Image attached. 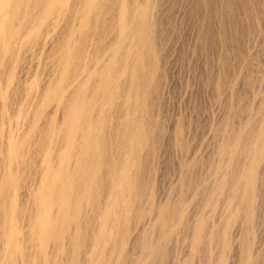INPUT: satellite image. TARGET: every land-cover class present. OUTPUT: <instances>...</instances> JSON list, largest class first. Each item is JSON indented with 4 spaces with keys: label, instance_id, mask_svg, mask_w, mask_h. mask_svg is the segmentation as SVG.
I'll use <instances>...</instances> for the list:
<instances>
[{
    "label": "rangeland",
    "instance_id": "374dc122",
    "mask_svg": "<svg viewBox=\"0 0 264 264\" xmlns=\"http://www.w3.org/2000/svg\"><path fill=\"white\" fill-rule=\"evenodd\" d=\"M15 1L16 0H10L11 5L8 8L10 12L3 13V11H1L3 8L2 7L3 2L2 0H0V3H1L0 4V172L2 171L0 176L3 175V173L5 172L4 175L7 176L8 178L10 177L11 180L15 178L17 179L23 178L22 179L23 181L19 180L21 181L20 182L21 185L19 184L20 186L18 187L17 193H19L18 195L19 198L18 197L16 198V202L19 203V199H20L21 204L24 203L22 206H24V208L26 209L28 208L27 204L29 205V201L27 203V200L28 198H30V194H31V193L28 194V192L29 190L30 192L36 191L35 185H37V182L39 181V178L42 172V167L46 164L48 160L51 159V156L54 154V150H53L54 147L50 149L49 144L47 143V141H45L46 137L44 135H46L45 131H47L50 125L52 126V123L53 125H55L54 123L56 121L55 117L59 116V112L54 110L55 107H54V103L52 104V102L49 103V105H48V102H45L44 107L42 108L43 104L40 103L41 102L40 98L42 97L43 93L45 92L47 88H48V92L50 93L54 87L53 85L55 83L54 81L56 77L55 75H57L55 73L56 67H57L55 65L56 64L55 58L57 54L60 52V50H63L64 52L66 50H69V53L74 52L76 54V56L73 55V58H71L69 61V65H68L69 69L67 68V72H66L67 75L70 74L68 75L69 84L64 89V92L68 91L69 88L71 90L69 89L70 91L68 92H71L72 89H74L73 87L76 86L75 83H77V81L78 83L79 81L82 82L87 79V77L90 75L89 73L93 75L95 72H97V71H94V72L92 71L94 67L97 68L98 66L99 68V66H101L103 63L108 62L107 65L109 66L107 68L109 72L108 73L109 81L106 83V86L103 89L105 103L101 106V112L99 114L100 115L99 123L102 127V131L105 129L111 130V124L113 126L114 125L124 126L130 123L131 121L130 118L132 119V117H134V118H137L139 123L142 122L140 124L141 125L143 124L142 125L144 127L143 130L144 132H146L145 137L146 136L148 137L147 144L145 145L146 151L143 150V152H140L139 157L137 158L136 161H134L136 162L135 165L137 168V175L136 177H134L136 183L132 189L134 193L133 196L129 199L123 198V200H121L117 193H114V195L111 193L112 195L111 197L110 192H108L109 188H103L105 187L103 184L101 185L102 187L99 188L98 192L95 193L96 195L93 198L94 200L92 199V202L99 203L100 205H102L104 202H108V209H106L104 213L105 217L109 215L113 218L121 219V222L123 220V222L126 223L127 227H131V229L128 228L126 240H123V242L122 240H116V241H119V243L115 241L116 243L114 244L113 250L115 249L116 244H117L116 249L119 246L121 247V249L119 247V249L112 251V253L115 252L116 256L115 257L113 256V258L110 256L109 260H107L108 263L104 260L105 258H107L106 256L107 254L105 255L106 257L104 256V253H106L105 251H107V249L109 248L107 247L108 246L107 245L106 247L96 248V246H94V248L92 249L87 248L88 251L85 250V252L82 253L81 257H80L81 253L74 255L75 262L73 261L71 263H66V264H75V263L78 264V262L80 264H86L89 260V257H91L90 258L91 261L88 262L87 264H98V262L99 264H113V263L117 264L118 262L120 264L122 263L125 264L126 262L127 264L128 262L129 264L130 263L135 264V261H138L140 256H143L141 260L142 262L140 261L141 264H147L146 263L147 261H148V264H248V263L249 264H264V190L262 191V189H264L263 188L264 187V179H263L264 178V153H263V156L260 158V160L257 162V167H258L257 168V174H258L257 178H259V182L257 186L259 187L262 186V187L260 188L261 191L259 190V193L257 195V202H256L257 206H258V203H260L261 205L263 204V207L259 204L260 206L258 207L259 210H257V214H256L257 216H255V219L253 218V220L255 221H253L252 219L251 221L249 218H247V216L244 213V208L242 209L244 198L246 197L244 195L245 193H243V190L241 189L242 191L241 192L239 191V194H236V190H235L236 188L235 186H232L234 185V182L238 179L237 174L242 169V166L244 168V166L246 167V165L249 163V159L245 158L244 156L245 154L244 149H246L245 147H247V144H246L247 142H246V139H244V137L245 136L248 137L252 135V133H256L257 131L258 132L264 131V129H262L264 128L262 127V124L264 126V123H263L264 122L263 121L264 120V110L258 108L259 107L258 103H260V100L262 99L261 95L263 96V93H264L263 91L264 84H261V81H260L261 77H264V0H257V1L256 0H231V2L230 0L226 1V8H227V15H228V28L226 30V34L228 35H226L225 38L222 37L221 39H219L220 36L219 35L217 36V33L213 29L216 34L212 32L213 30L211 31L212 35L210 33L209 34L211 35V37H214V38H210V35L208 34L207 36H205V39L204 37H198L197 41L195 39L196 38L195 32H193L192 29L197 28V24L195 23L198 22L199 24L200 20H198V18L200 19L201 14L203 15L206 14L204 10L205 8L208 10L209 5H211L209 6V11L210 10L212 11L213 9L212 12H214L212 14H211V11L207 12L208 14L210 13L208 17H212V19L211 18L209 19L213 21L215 17L217 18L218 14L216 13L219 10L217 8L218 6L216 2L217 0H197V2H195L196 0L195 1L193 0V3L195 2L196 7L193 6L194 7L192 8L193 12L191 11L190 13L191 16H188L189 19L186 18L184 22H182V18H181L182 0H151L152 2H150V0L149 1L148 0H134V1L128 0L130 4H128L129 6L127 7L125 5L128 3L127 0H119V1L118 0H104V1L103 0H56V2L54 0H43L44 2L46 1L47 4L44 2L43 4L41 3L35 4L33 0H30V1L29 0H17L16 2ZM137 1L138 3L141 1V3L138 4ZM198 1H199V4H198ZM119 2H122V4H124L125 9L128 8V10H126L127 12H129V9L133 8L134 10L135 8L134 10L135 20L133 19L134 20L133 21L134 30L132 31V33H130L131 35L129 34L127 30L124 32L125 35L122 36V38L123 40L127 39V40H124V42L121 38L117 45L107 46L106 44H111L110 41H112V38L113 39L116 38L115 34H117L118 29H117V26L115 27V25L118 20L117 17L119 15L117 12H119L120 7H121L119 5L121 3ZM235 2L237 5L235 4ZM50 4H52L53 6L52 8L50 7L51 6ZM99 4L102 6H100ZM213 4H215L216 7ZM41 5H43L44 7ZM130 5L133 7H130ZM105 6L107 7V9ZM148 6H151V7H148ZM101 8L103 10H101ZM40 9L41 10L43 9V10L40 11ZM142 9H145V10L142 11ZM146 9L151 11V13L155 11L154 13H152V15L155 14V16L153 15L154 17L152 18L153 23L152 22L150 23L152 15L148 16ZM47 10L49 13L46 14ZM108 10L109 12H107ZM100 11H102V15ZM87 12H90V13H87ZM38 13L42 16L38 15ZM93 13H95V15ZM92 14L95 16V18H93ZM140 14L142 15V18H140L141 17ZM144 14L145 15L147 14L146 16H148V18ZM4 15L5 17L3 18ZM248 15H250L249 17L251 20L248 19L249 18ZM112 17L114 19H112ZM5 18L7 21L4 20ZM233 18L235 20H232ZM90 20H91V23L89 22ZM144 20H146L147 23ZM5 23H8V24H5ZM145 23L149 25L146 26ZM141 24H142V27H144V24L146 27V28L144 27L145 29L143 28V31H141L142 29H140ZM88 25L89 27L91 25V27L89 28ZM2 26L3 27L5 26V28H3ZM86 27L89 28L88 32H87L88 29L86 30ZM97 28H99V31ZM147 28L148 30H146ZM83 31H86L87 35L84 34L86 32L83 33ZM144 32H148L149 34L144 33ZM81 33H83V35H80ZM95 33H97V35ZM143 33H144V36H143ZM133 34H134V37H132ZM75 37L76 39H79V40H76ZM206 37H208L209 39ZM199 38L204 39V40L200 41ZM214 39L218 42L215 43L216 41ZM69 40L70 41L72 40V42H70ZM77 41H78V44H77ZM125 41H127L126 44H125ZM136 41L138 43H136ZM204 41L206 42L204 43ZM60 42L61 43L63 42L62 43L63 46L62 45L59 46L61 44ZM194 42H196L197 45L194 46L195 44ZM73 43L75 46L74 49L72 48ZM222 44H223L222 46L223 49H221ZM109 46H112V47L109 48ZM54 48L56 49L58 48L57 52H56V49L55 51L53 50ZM75 48L78 49V51L82 54L80 55V53H78V51ZM80 50H82V52ZM123 52L126 54L125 55L126 58H128L126 59L125 64H124L125 62L124 59L121 57ZM221 52L223 54H221ZM51 53L54 55H52ZM219 54H221L222 57H220L221 55ZM83 55L85 57H83ZM103 56H106L104 58L105 59L104 62L102 61ZM115 57L119 58L117 59L116 62H115L116 60ZM134 57L137 58L136 59L137 61L134 59ZM222 58L224 61H222ZM224 58L227 60V63H225ZM53 60H55L54 64H53ZM100 61H101V64L98 63ZM135 61H136L135 64L137 65V67L134 63H132ZM51 62L53 65L51 64ZM74 63L75 64L78 63L79 65L77 64L75 66ZM151 63L152 65H150ZM71 64L73 67H70ZM80 64H81V67L79 68ZM218 64L220 65L218 66ZM225 64H226V68L224 70ZM132 65H133L134 72H132L133 71V69L131 68ZM76 67L79 69V72H77L78 69ZM87 68H89V70ZM219 68L221 71L223 69L222 73L221 71L219 72ZM139 69L142 71H139ZM148 69H149V72L151 73L149 77H148L149 75ZM87 70L91 72L88 73ZM225 71H227L226 74H224ZM74 72L77 73V75H75ZM157 72L158 74H156ZM139 73L142 74L141 77ZM82 74L84 75L81 76ZM152 74H154V76ZM71 76L74 78V80L71 79L72 78ZM79 77H82L81 80ZM126 77L128 79H126ZM151 79L153 80L151 81ZM51 80H53L51 84L52 86L50 85ZM135 80H137L138 84L137 83L135 84L136 82ZM142 80H143V87L139 85ZM146 80L148 83L150 80L151 84L150 85L147 84ZM73 82L75 83L73 84ZM125 84H126L125 86L126 89L124 90L123 85ZM39 85L41 87L43 86L44 87L41 88ZM49 85H50V88H49ZM136 87L139 90L135 89ZM37 90L38 92L40 91V93H37ZM126 90L128 91V93ZM122 91L124 92L123 94H122ZM143 92L145 94H143ZM137 93L138 95L140 93V95L138 96ZM35 94H37L36 97L38 96V94H40L39 98L38 97L35 98ZM134 97L136 98L134 100L136 102L133 101ZM33 98L35 100L38 99L37 103L36 101L33 100ZM28 99H30V101H28ZM25 101L26 102L28 101L27 102L28 106H27V103H25ZM32 102H34V105H36L37 107L39 106V108H36V106L34 107L32 105L33 104ZM30 103L32 106L30 105ZM124 103H125V106L122 105ZM116 104L119 105L120 107H117ZM252 104L253 105L255 104V105L253 106ZM48 106L49 107L52 106V107L49 108ZM113 107L115 108L114 110H112ZM31 108L33 111L30 110ZM35 108L39 110V113L36 117L34 128L39 130L38 127H40L41 132L44 130L42 134L40 131L37 134L34 133V132H38L34 128L32 129L33 133H30L31 129L28 126H26L28 125V122L30 121L32 115H34ZM133 109L135 112L137 110V112L135 113L134 111H132ZM122 111L123 113L120 115L119 113H121ZM128 111H129V114H128ZM110 112H112V114ZM43 113L45 115V116L43 115L45 118L42 117ZM57 113L58 115L56 116ZM116 113H117V119H116ZM249 113L250 114L252 113V114L249 115ZM111 115L113 116V118L115 117L114 118L115 120L112 118ZM26 116H28V118ZM39 116L42 118H40ZM260 118H261V121H260ZM25 119L27 120V122L25 121ZM59 119L60 117L57 118L56 123H58ZM111 120L113 121L112 123L110 122ZM245 120H248V121H245ZM114 121H116L117 124H115ZM24 122H26L27 124L26 123L23 124ZM252 122L253 124L251 125ZM256 122H257V126L255 125ZM44 124H45V128L42 129V126H44ZM250 125H251V129H249ZM46 127L48 128L46 129ZM242 127L244 128V130H248V129L249 130L241 133V130L243 129ZM233 129L236 130L234 131V133H233ZM19 132H20V135H18ZM246 132L249 134H247ZM21 133L23 134V138L25 137L26 140L29 137L27 140L28 143L26 141V145H25V142L21 143L18 140L22 137ZM155 133L156 134L158 133L159 135L158 134L156 135ZM147 134L148 135L151 134V135L148 136ZM238 134L239 135L241 134V136H239ZM152 136L154 137V139L158 136V138L156 139L157 141L154 139L153 141ZM41 139L43 140V142L41 141ZM150 139L153 142L150 141ZM16 140L18 141L16 142ZM33 140L34 141L36 140L35 142L38 141V143L42 142V145H41L42 149L39 148L40 144L35 143ZM32 141L34 142L33 144H32ZM154 142L158 144L154 145ZM29 143H30V146H29ZM37 147L38 149H40L42 154L40 152H37L38 151ZM31 149H33L34 154H37V155H34ZM4 150H6V152ZM21 150H23L24 152ZM29 150L31 151L29 152ZM34 150H36V152ZM42 150H44V152ZM12 152L14 154L13 156H11ZM19 152L21 154H19ZM3 154H4V157H3ZM41 155H42V159H41ZM153 155H155V157ZM25 156H26V159H25ZM28 156H32V157L28 158ZM122 157H124V155ZM230 157L231 159H229ZM139 158L141 159L142 162L140 161ZM30 159L32 161L29 163ZM153 159L155 160L153 161ZM157 159L161 162V164L160 162H157ZM126 160L127 161L125 160L124 161L126 163V169L129 170L127 176L130 174L128 176V180H130L131 171L129 168H131V163L133 161H131V159L129 158ZM144 160L146 161V163H143ZM12 161L14 162L13 169H12V166H13ZM128 161L131 162L130 165L128 164L129 163ZM148 161H150V163ZM246 161L248 162L247 164H246ZM140 163H141V166H140ZM17 164H18V167H17ZM19 164H21L22 166H20ZM28 164H30V166ZM143 164L144 165L146 164L148 167L151 166L150 167L151 170L150 169L148 170V167L144 166ZM152 164H154L153 167H152ZM155 164L161 167L157 168ZM19 166L22 167L21 168L22 170L19 169ZM142 167L143 168L145 167L144 168L145 170L142 169ZM8 168H10V170ZM17 169L19 170V174L17 172L18 171ZM142 170L143 172H141ZM155 173H156V176H154ZM151 174L153 177L151 176ZM229 174L231 177H229ZM154 177L155 179H157L156 182H155ZM138 179H140V181ZM260 180L263 182V184L261 183ZM221 182L222 183L226 182L223 187H222ZM152 184H154L152 186L153 188L151 187ZM230 185L234 188H232ZM134 189L137 191H135ZM102 190L105 192L104 194L107 196H105L104 194H101L103 193ZM3 191L5 190H1L0 193L2 192L6 194ZM20 191H22L21 194L23 193L25 194L26 202L23 199L24 194L21 195ZM152 191L155 192V193L153 192L154 195ZM157 191H159V193ZM2 193L0 194V197H4V194ZM155 196L157 198H154ZM159 197L161 198V200H158L160 199ZM100 198H102L103 200ZM153 198H154V201H153ZM259 198L261 199L259 200ZM9 199L12 200L13 197H10ZM118 199L120 200L118 201ZM108 200L109 201L113 200L111 201V204L113 205V207ZM158 201H160V203ZM6 202L3 201V204H1V206L2 205L4 206ZM149 202H151V204ZM161 202L162 203L168 202V203H165L164 205H162ZM122 203L124 205H122ZM121 205L123 206L124 213H122ZM166 206L168 207L166 208ZM157 208L163 211V213L162 212L160 213L161 215H159L158 212L156 213V211L158 210ZM125 210L127 213L125 212ZM170 210L172 214L171 212H169ZM174 211H177L175 212L176 214L174 213ZM215 213H218V214H215ZM98 214L96 215V217L94 216L92 219L91 217L87 218L88 223L86 222L85 227L90 229L91 225L94 223L91 229L93 231L91 230L88 231V230H83V229L80 230L78 234L80 240L84 241L86 238L85 236L88 234V232L91 233L90 235L89 234L87 235V237L89 238L92 236L95 237L97 235L98 237L97 238L95 237V238L98 239L99 237L101 238L102 236L105 235V231H103V227H102V221L105 217H104V214H102V212H99ZM162 214L164 216H162ZM173 214L175 215L173 216ZM115 215L117 217H115ZM96 218H99V219L101 218V220L96 219ZM88 219H91V220L94 219V221L91 222L92 224H90L91 220H88ZM18 224L19 222H17V225H14L15 231L17 229L15 228V226L18 227ZM156 226H157L156 232L154 233L153 231V235L155 234L153 236L154 240L158 236L159 237L156 239V241H159L160 238L161 239L163 238V239L158 242L159 244L157 243V246H158L156 249L157 251L153 252V254H150V256L148 254L146 256L144 252L145 248H144V245L142 244H144L147 240L150 239V232L152 229L155 230ZM81 231L82 233H80ZM102 232H104V235H102ZM145 232H147L148 234H146ZM19 234L20 233L18 231V237H19ZM145 234L147 235L148 238L146 237ZM130 236L132 237L130 238ZM145 237L147 239H145ZM254 237L257 239H255ZM128 238L130 239L128 240ZM250 239H252V241ZM24 240L25 239L22 240L23 243H18L20 244L19 246H22V247L18 246L19 248L17 247V250L15 249L17 251L16 256H17V253L18 254L21 253V256L26 255L25 259L27 258L26 261L28 260V262L24 261L25 263L23 262L22 264H26V263L27 264L28 263L29 264L30 263L49 264L48 260H50L49 261L50 264H54V262H56V264L57 263L60 264L62 261L63 263L61 264H65L64 258L66 256L64 253H66L67 251H64V253L63 251L62 253L60 252V250H65L63 249L64 247L57 248L56 246H54L53 250L55 251H53L52 250L53 247L47 246L43 256L40 255L44 262V263H41L42 261L41 257L38 256L39 254L35 252L34 247L32 248L34 250H32L31 245L29 244L30 242L27 243L28 242L27 241L25 243L26 240L25 241ZM249 240H250L249 244L252 246L251 248L252 250L248 254L247 244ZM128 241H129V244L127 246L126 243H128ZM161 241H164V242L162 243ZM2 242L3 241L1 240L0 241V245H1L0 252H2V250L4 251L5 248L6 249L8 248V250L11 249L10 246L8 247V245ZM225 243L226 245H224ZM21 244H25V247H23L24 245H21ZM160 244L161 246H164L162 244H165V246L162 247L161 249ZM253 244L254 245L256 244V245L254 246ZM26 245L28 246L30 245V247L28 246L26 247ZM21 248L24 249L25 253ZM25 248L26 249L29 248V250L27 251L28 252L33 251V253L31 252L28 253L25 250ZM125 248H127V252H129L128 253L129 255L127 254V252L126 253L123 252ZM164 248H166L167 251ZM20 249L22 250V252H19ZM171 249L172 251H170ZM243 249H244V252H243ZM102 250L104 252L103 254H101ZM89 251H91V253ZM117 251L119 252L117 253ZM26 252L28 254H26ZM161 252L163 253L165 252V253L162 254ZM68 253L69 252H67V255H69ZM122 253L123 254L125 253L126 257L129 256L127 257V259L129 258V260L125 259L124 258L125 256L123 257ZM29 254H33V257L28 256ZM155 254L158 256H156ZM165 254L167 255V257L165 256ZM223 254H225V256H223ZM160 255L163 258L162 261H161ZM23 256H22L23 258L22 261L25 260ZM61 256H63L64 258ZM221 256L223 259L221 258ZM30 257L31 259L33 258V260H31ZM78 257L79 259H77ZM99 257L101 258V261ZM117 257H118V260H116ZM56 258L57 260L55 261ZM80 258L81 259L83 258L84 260L83 259L81 260ZM123 259H125L126 262H124ZM29 260L33 262H30ZM51 260L52 261L54 260L53 263ZM79 260H81V262ZM86 260L87 262L85 263ZM102 260H104L105 262L102 263ZM111 260L113 261V263ZM3 261L4 260L2 259L0 260V262H3ZM120 261H122V263Z\"/></svg>",
    "mask_w": 264,
    "mask_h": 264
},
{
    "label": "bare ground",
    "instance_id": "6f19581e",
    "mask_svg": "<svg viewBox=\"0 0 264 264\" xmlns=\"http://www.w3.org/2000/svg\"><path fill=\"white\" fill-rule=\"evenodd\" d=\"M17 1V0H16ZM15 1V2H16ZM30 1V0H29ZM55 2H56V0H54ZM104 1V0H103ZM119 1V0H118ZM134 1V0H133ZM149 1V0H148ZM195 1V0H194ZM226 1H228V0H217L216 2H217V8L219 9L218 10V12L216 13V14H218V16H217V18L215 17L214 18V20L212 21L211 19H212V17H208V15L210 14H208L207 12L209 11V6H211V5H207L208 6V10L205 8V10H204V12H206V14L205 15H203V14H201V17H200V19L198 18V20H200L199 21V24H198V22L197 23H195V24H197V28L196 29H192L193 30V32H195V36H196V41H197V38L198 37H204V39H205V36H207L209 33L212 35V32H214V30H215V32L217 33V36L219 35L220 36V38L219 39H221L222 37H224L225 38V36L226 35H228V34H226V30H227V28H228V15H227V8H226ZM257 1V0H256ZM2 4H3V8H2V10L1 11H3V13H9L10 12V10L8 9L9 7H10V5H11V3H10V0H2ZM33 2L36 4V3H41V4H43V0H33ZM64 2V1H63ZM63 2H62V4H63ZM112 2V1H111ZM117 2V1H116ZM115 2V3H116ZM127 2H128V0H127ZM131 2V1H130ZM150 2H152L151 0H150ZM195 2H197V0L195 1ZM195 2L193 3V0H182V10H181V13H182V15H181V18H182V22H184V20H186V18L187 19H189L188 18V16H191L190 15V13H191V11L193 10L192 8H194L193 6H195ZM207 2V1H206ZM213 2V1H212ZM215 2V1H214ZM230 2H231V0H230ZM237 2V1H236ZM236 2H235V4H236ZM247 2V1H246ZM44 3H46V1L44 2ZM92 3V2H91ZM96 3V2H95ZM103 3V2H102ZM119 3H121V4H119ZM118 4L121 6L120 7V10H119V12H117L119 15H118V20H117V22H116V25H115V27L117 26V34H115V36H116V38H112V41H110V43L111 44H106L107 46L108 45H117L118 44V42L120 41V39L122 38V36H124L125 35V31L127 30L128 32H129V34L130 33H132V31L134 30L133 28V21L135 20V18H134V15H135V8H134V10H133V8L132 9H129V12H127L126 10H128V8L127 9H125L124 8V4H122V2H119ZM133 3V2H132ZM137 3H138V1H137ZM139 3H141V1L139 2ZM138 3V4H139ZM149 3V2H148ZM209 3V2H208ZM211 3V2H210ZM249 3V2H248ZM247 3V4H248ZM1 4V3H0ZM16 4V3H15ZM14 4V5H15ZM47 4V3H46ZM107 4V3H106ZM128 4H130L129 2L127 3V4H125L126 5V7L127 6H129ZM138 4H137V6H138ZM197 4V3H196ZM198 4H199V1H198ZM216 4V3H215ZM215 4H213L214 6H215ZM254 4V3H253ZM51 5V6H50ZM49 6L52 8L53 6H52V4H50ZM88 5V4H87ZM94 5H96V4H94ZM100 5V4H99ZM136 5V4H135ZM140 5H142V4H140ZM148 5H150V4H148ZM213 5H212V7H213ZM237 5V4H236ZM240 5H242V4H240ZM263 5V4H262ZM41 6H43V5H41ZM75 6V5H74ZM91 6V5H90ZM100 6H102V5H100ZM145 6V5H144ZM147 6V5H146ZM152 6V5H151ZM151 6H148V7H151ZM235 6V5H234ZM44 7V6H43ZM96 7V6H95ZM99 7V6H98ZM106 7V6H105ZM130 7H133V6H131L130 5ZM154 7V6H153ZM196 7V6H195ZM216 7V6H215ZM237 7V6H236ZM57 8V7H56ZM55 8V9H56ZM70 8H71V6H70ZM103 8V7H102ZM101 8V10H103ZM146 8V7H145ZM155 8V7H154ZM239 8V7H238ZM244 8V7H243ZM44 9V8H43ZM42 9V10H43ZM96 9V8H95ZM98 9V8H97ZM106 9H107V7H106ZM150 9V8H149ZM201 9H202V7H201ZM212 9V8H211ZM233 9V8H232ZM41 9H40V11H42ZM49 10V9H48ZM48 10L46 11V14L47 13H49L48 12ZM54 10V9H53ZM94 10V9H93ZM143 10H145V9H142V11ZM147 10V9H146ZM216 10V9H215ZM238 10V9H237ZM242 10V9H241ZM58 11H60V10H58ZM65 11V10H64ZM95 11V10H94ZM97 11V10H96ZM149 10H147L146 12H147V14H148V16H151L152 15V13H154V12H152L151 13V11H149ZM153 11V10H152ZM203 11V10H202ZM211 11V10H210ZM209 11V12H210ZM212 11H213V9H212ZM211 11V14L212 13H214V12H212ZM54 12V11H53ZM99 12V11H98ZM98 12H97V14H98ZM101 12V15H102V11H100ZM107 12H109V10L107 11ZM145 12V11H144ZM193 12V11H192ZM232 12V11H231ZM237 12V11H236ZM245 12V11H244ZM41 13V12H40ZM51 13V12H50ZM60 13V12H59ZM85 13H86V11H85ZM85 13H83V14H85ZM87 13H90V12H87ZM115 13V12H114ZM140 13V12H139ZM143 13V12H142ZM243 13V12H242ZM241 13V14H242ZM252 13V12H251ZM261 13V12H260ZM43 14H44V12H43ZM72 14V13H71ZM94 15H95V13H93ZM92 14V16H93V18H95V16ZM146 14V15H147ZM193 14V13H192ZM232 14V13H231ZM239 14V13H238ZM237 14V15H238ZM246 14V13H245ZM263 14V13H262ZM5 15H7V14H5ZM5 15L3 16V18L5 17ZM12 15V14H11ZM38 15H40L39 13H38ZM100 15V14H99ZM114 15V14H113ZM141 15V14H140ZM145 15V14H144ZM145 15V16H146ZM154 16H155V14H153ZM152 15V17H151V21H150V23L152 22V18L154 17ZM203 15V16H202ZM234 15H235V13H234ZM40 16H42V15H40ZM84 16V15H83ZM90 16V15H89ZM91 16V17H92ZM137 16H138V14H137ZM136 16V17H137ZM148 16H146L147 18H148ZM193 16V15H192ZM211 16V15H210ZM214 16V15H213ZM247 16V15H246ZM250 15H248V17H249ZM53 17V16H52ZM114 17V16H113ZM112 17V19H114ZM144 17V16H143ZM196 17V16H195ZM230 17V16H229ZM252 17V16H251ZM13 18V17H12ZM42 18V17H41ZM44 18V17H43ZM79 18V17H78ZM83 18V17H82ZM140 18H142V15H141V17ZM209 18H211V19H209ZM258 18H260V17H258ZM263 18V17H262ZM9 19V18H8ZM50 19H52V18H50ZM88 19V18H87ZM116 19V18H115ZM134 19V20H133ZM146 19V18H145ZM156 19H157V17H156ZM159 19V18H158ZM237 19V18H236ZM248 19H250V17L248 18ZM3 20V19H2ZM4 20H6V18L4 19ZM59 20V19H58ZM64 20V19H63ZM96 20V19H95ZM141 20H143V19H141ZM153 20H155V19H153ZM197 20V19H196ZM211 20V21H210ZM232 20H235L234 18L232 19ZM251 20V19H250ZM261 20V19H260ZM7 21V20H6ZM5 21V22H6ZM49 21V20H48ZM75 21H76V19H75ZM103 21V20H102ZM116 21V20H115ZM145 22H146V20H144ZM263 21V20H262ZM64 22V21H63ZM84 22V21H83ZM90 23H91V20L89 21ZM143 22V21H142ZM149 22V21H148ZM158 22V21H157ZM230 22V21H229ZM240 22V21H239ZM4 23V22H3ZM96 23V22H95ZM100 23V22H99ZM113 23H114V21H113ZM147 23V22H146ZM145 23V24H146ZM153 23V22H152ZM233 23V22H232ZM5 24H8V23H5ZM4 24V25H5ZM44 24V23H43ZM145 24H144V27H145ZM186 24H187V22H186ZM242 24V23H241ZM56 25V24H55ZM149 25V24H148ZM147 24H146V26H148ZM46 26V25H45ZM105 26V25H104ZM111 26H112V24H111ZM186 26V25H185ZM195 26V25H194ZM235 26V25H234ZM3 27V26H2ZM7 27V26H6ZM88 27H89V25H88ZM90 27H91V25H90ZM89 27V28H90ZM114 27V28H115ZM144 27H142V24H141V28L140 29H142L141 31H143V28ZM232 27V26H231ZM3 28H5V26L3 27ZM2 28V29H3ZM26 28V27H25ZM89 28H87L86 27V30H87V32L89 31ZM93 28V27H92ZM146 28V27H145ZM144 28V29H145ZM150 28V27H149ZM238 28V27H237ZM98 29V31H99V28H97ZM105 29V28H104ZM116 29V28H115ZM115 29H114V31H115ZM138 29V28H137ZM214 29V30H213ZM233 29V28H232ZM111 30V29H110ZM139 30V29H138ZM146 30H148V28L146 29ZM145 30V31H146ZM213 30V31H212ZM44 31V30H43ZM42 31V32H43ZM75 31V30H74ZM104 31V30H103ZM212 31V32H211ZM230 31V30H229ZM76 32V31H75ZM74 32V33H75ZM84 32H86V31H83V33ZM87 32L86 33H84V34H86L87 35ZM151 32V31H150ZM214 32V33H215ZM22 33H23V31H22ZM83 33H81L80 35H83ZM139 33H141V32H139ZM144 33H148V32H144ZM144 33H143V36H144ZM155 33V32H154ZM215 33V34H216ZM230 33V32H229ZM233 33H234V31H233ZM96 35H97V33H95ZM104 34V33H103ZM149 34V33H148ZM153 34V33H152ZM209 34V35H210ZM79 35V36H80ZM127 35V34H126ZM131 35V34H130ZM211 35H210V38H214V37H211ZM214 35V34H213ZM114 36V37H115ZM128 36V35H127ZM126 36V37H127ZM148 36V35H147ZM216 36V35H215ZM216 36V37H217ZM42 37V36H41ZM86 37V36H85ZM132 37H134V34H133V36ZM132 37H131V39H132ZM125 38V37H124ZM206 38H208V37H206ZM75 39H76V37H75ZM81 39V38H80ZM149 39V38H148ZM200 39V41L201 40H204V39H201V38H199ZM209 39V38H208ZM42 40V39H41ZM76 40H79V39H76ZM114 40V41H113ZM122 40H123V38H122ZM124 40H127V39H124ZM124 40H123V42H124ZM139 40V39H138ZM143 40V39H142ZM215 40V39H214ZM218 40V39H217ZM70 41V40H69ZM68 41V42H69ZM195 41V40H194ZM207 41V40H206ZM206 41H204V43L206 42ZM211 41V40H210ZM212 41H213V39H212ZM211 41V42H212ZM216 41V40H215ZM220 41V40H219ZM64 42V41H63ZM62 42V43H63ZM70 42H72V40L70 41ZM69 42V43H70ZM75 42V41H74ZM88 42V41H87ZM129 42V41H128ZM218 41H216L215 43H217ZM224 42H225V40H224ZM61 43V42H60ZM62 43L59 45V46H61L62 45ZM127 43V41H125V44ZM136 43H138L137 41H136ZM135 43V44H136ZM143 43V42H142ZM195 44H194V46L195 45H197L196 44V42H194ZM202 43V42H201ZM213 43V42H212ZM211 43V44H212ZM56 44V43H55ZM76 44V43H75ZM77 44H78V41H77ZM122 44V43H121ZM124 44V43H123ZM203 44V43H202ZM202 44H201V46H202ZM221 44V43H220ZM70 45V44H69ZM82 45V44H81ZM80 45V46H81ZM86 45H87V43H86ZM100 45H101V43H100ZM53 46H55V45H53ZM58 46V45H57ZM58 46V47H59ZM63 46V45H62ZM124 46V45H123ZM193 46V47H194ZM223 46V44L221 45V47ZM74 43H73V49H74ZM110 47H112V46H109V48ZM196 47H198V46H196ZM200 47V46H199ZM225 47H226V45H225ZM78 48V47H77ZM80 48V47H79ZM120 48V47H119ZM124 48V47H123ZM138 48V47H137ZM55 49L56 48H54L53 50L55 51ZM58 49V48H57ZM57 49H56V52H57ZM67 49V48H66ZM76 49V48H75ZM81 49V48H80ZM121 49V48H120ZM221 49H223V47L221 48ZM225 49V48H224ZM77 51H78V49H76ZM103 50V49H102ZM108 50V49H107ZM123 50V49H122ZM121 50V51H122ZM23 51V50H22ZM81 52H82V50H80ZM50 52H52V51H50ZM71 52V51H70ZM130 52V51H129ZM128 52V53H129ZM152 52V51H151ZM26 53V52H25ZM78 53H80L79 51H78ZM219 53V52H218ZM13 54H14V52H13ZM52 54V53H51ZM82 53H80V55H81ZM108 54V53H107ZM119 54V53H118ZM221 54H223L222 52H221ZM221 54H219V55H221ZM21 55V54H20ZM52 55H54V54H52ZM73 55H75L76 56V54L73 52H71V53H69V50H66L65 52L63 51V50H60V52L57 54V56H56V66H54V67H56V74L57 75H55L54 77H55V83H54V87H53V89H52V91L49 93L48 92V88L45 90V92L43 93V95H42V97L40 98V103H42L43 104V106H42V108L44 107V103L45 102H48V105H49V103H51L52 102V104L54 103V110H56V111H58L59 112V116L58 117H55V125H53V123H52V126L50 125L49 126V128L48 127H46V129H47V131H45L46 133V135H44L45 137H46V139H45V141H47V143L49 144V147H50V149H52V147H54L53 148V150H54V154L51 156V159L50 160H48L47 162H46V164L42 167V172H41V175H40V178H39V181L37 182V185H35L36 187H35V190L36 191H32V192H30V190H29V192H28V194H30V198H28V200H27V203H28V201H29V205L27 204V206H28V208L26 209V208H24V206H22L24 203H22L21 204V200L19 199V203H17L16 202V198L18 197V195H19V193H17V191H18V187L21 185L20 184V182L21 181H23L22 179H17V178H15V179H13V180H11L10 179V177L8 178L7 176H5L4 174H5V172L3 173V175H1L0 176V191L1 190H5V191H3V192H5L6 194H4V193H2V194H4V197H0V239L3 241L2 243H4V244H6V245H8V247L10 246V248L11 249H9L8 250V248L6 249L5 248V250L3 251L2 250V252H0V260L2 259V260H4L3 262H0V264H22L24 261L25 262H28V260L26 261V259H25V256L26 255H22L23 257H24V259L25 260H23L22 261V256H21V253H17V256H16V250H17V247L20 245V244H18V243H23L22 242V240L23 239H25L24 241H25V243L27 242V243H29L30 245H31V249L34 247V249H35V252L36 253H38L39 255L38 256H43V254H44V252H45V249H46V247L47 246H49V247H53L52 248V250L54 249V246H56L57 248H59V247H64L63 249H65V250H60V252L62 253V251H63V253H64V251H67V252H69L68 254L69 255H67V252L66 253H64L65 254V256L67 257H63V256H61V257H63L64 259H65V264L66 263H71V262H73L74 260H75V257H74V255H77L78 253H81L80 254V257H81V255H82V253H84L85 252V250H87V248L89 249H92V248H94V246H96V248L97 247H106L107 245V247H109L108 249H107V251H105L106 253H104L103 252V250H102V252H101V254H103L104 253V256L106 255L107 256V258H105V257H103V258H105L104 260L108 263V261L107 260H109V258H110V256L113 258V256L115 257L116 256V254H115V252H113L112 253V251H115V250H117V249H119V247L116 249V245H115V249L113 250V247H114V244L117 242V243H119V241H116V240H122V242H123V240H126L127 239V232H128V228H130L131 229V227H127V225H126V223L125 222H123V220H122V222H121V219H116V218H113V217H111V216H106L105 217V211H106V209H108V202H102L103 204L102 205H100L99 203H94V202H92V199L95 197V193H97L98 192V190H99V188H101L102 186L101 185H103L104 184V186L105 187H103V188H109L108 189V192H110V195H111V193L114 195V193H117L118 194V196H119V198L121 199V200H123V198H126V199H129V198H131L132 196H133V191H132V189H133V187H134V185H135V179H134V177H136V175H137V168H136V165H135V163L136 162H134V161H136L137 160V158L139 157V154H140V152H143V150H145L146 151V149H145V145L147 144V139H148V137L146 138L145 137V133L146 132H144V130H143V124L141 125L140 123H142V122H138V120H137V118H134V117H132V119L130 118V123H128V121H127V123L128 124H126V125H124V126H121V125H112L111 123L113 122L112 120L110 121L111 123H109V124H111V130H109V129H105V130H103L102 131V127H101V125H100V121H99V119H100V112H101V106L105 103V97H104V92H103V89H104V87L106 86V83L109 81V72H108V66L109 65H107V63H103L104 62V58L106 57V56H103L101 59H102V65L101 66H99V68H98V66H97V68H95L94 67V69L92 70L93 72L94 71H97V72H95L93 75H91V73H89V72H91V71H88L89 70V68H87L88 70H87V72L90 74L88 77H87V79L86 80H84V81H86V82H84V81H82V82H80L79 81V83H78V81H77V83H75V82H73V84L75 83L76 84V86L75 87H73L74 89H72V91L71 92H68V91H70L68 88V91H66V92H68V93H66V92H64V89L67 87V85L69 84V76L68 75H70V74H66V72H67V68H68V65H69V61H70V59L71 58H73ZM79 55V54H78ZM77 55V56H78ZM126 54L123 52L122 53V55H121V57L124 59V64L126 63V59H128V58H126V56H125ZM226 55V54H225ZM47 56H49V55H47ZM51 56V55H50ZM112 56V55H111ZM128 56H130V55H128ZM135 56V55H134ZM83 57H85L84 55H83ZM220 57H222V55L220 56ZM224 57V56H223ZM76 58H78V57H76ZM81 58H82V56H81ZM19 59V58H18ZM79 59H80V57H79ZM84 59V58H83ZM82 59V60H83ZM108 59H110V58H108ZM115 62L117 61V59H119L118 57H115ZM134 59L136 60L137 58H135L134 57ZM225 59V58H224ZM85 60V59H84ZM92 60V59H91ZM90 60V61H91ZM220 60H221V58H220ZM16 61V60H15ZM54 61L55 60H53V64H54ZM74 61H75V59H74ZM93 61V60H92ZM113 61V60H112ZM137 61V60H136ZM136 61L135 62H132V63H136ZM222 61H224L223 60V58H222ZM76 62H77V60H76ZM79 62V61H78ZM89 62V61H88ZM146 62V61H145ZM99 64H101V61L100 62H98ZM120 63V62H119ZM160 63V62H159ZM222 63H224V62H222ZM225 63H227V60L225 59ZM51 64H52V62H51ZM52 64V65H53ZM75 64V63H74ZM73 64V65H74ZM78 64V63H77ZM77 64H75V66L77 65ZM81 64H82V62H81ZM81 64H80V66H79V68L81 67ZM99 64H97V65H99ZM146 64V63H145ZM79 65V64H78ZM136 65V64H135ZM134 65V66H135ZM150 65H152V63L150 64ZM220 64H218V66H219ZM74 66V67H75ZM225 67H224V70H225V68H226V64L224 65ZM70 67H73L72 66V64H71V66ZM124 67V66H123ZM136 67H137V65H136ZM152 67V66H151ZM230 67V66H229ZM77 68V67H76ZM132 69H133V65H132V67H131ZM223 68V67H222ZM52 69V68H51ZM69 69V68H68ZM73 69V68H72ZM75 69V68H74ZM78 69V68H77ZM97 69V70H96ZM125 69V68H124ZM217 69H218V67H217ZM229 69V68H228ZM76 70V69H75ZM86 70V69H85ZM123 70V69H122ZM137 70V69H136ZM151 70H152V68H151ZM154 70V69H153ZM227 70V69H226ZM77 71V70H76ZM75 71V72H76ZM116 71V70H115ZM119 71V70H118ZM139 71H142V70H140L139 69ZM159 71H160V69H159ZM221 70H220V68H219V72H220ZM222 71H223V69H222ZM222 71H221V73H222ZM228 71H230V70H228ZM74 72V74L75 75H77V73H75ZM77 72H79V69H78V71ZM81 72V71H80ZM132 72H134V69H133V71ZM152 72V71H151ZM226 72L227 71H225L224 72V74H226ZM54 73V74H55ZM71 73V72H70ZM122 73H124V72H122ZM144 73V72H143ZM81 74V73H80ZM131 74V73H130ZM133 74H135V73H133ZM140 74V73H139ZM139 74H138V76H139ZM148 77L150 76V72H149V69H148ZM156 74H158V72L156 73ZM216 74V73H215ZM220 74V73H219ZM84 74H82L81 76H83ZM132 75V74H131ZM141 75L142 74H140V77H141ZM153 76H154V74H152ZM222 75V74H221ZM87 76V75H86ZM152 76V77H153ZM72 77V76H71ZM131 77V76H130ZM134 77V76H133ZM151 77V78H152ZM51 78V77H50ZM80 78V80H81V78L82 77H79ZM79 78H78V80H79ZM135 78H136V76H135ZM134 78V79H135ZM224 78H226V77H224ZM223 78V79H224ZM53 79V78H52ZM72 80H74V78L72 77L71 78ZM126 79H128L127 77H126ZM71 80V81H72ZM77 80V79H76ZM75 80V81H76ZM121 80V79H120ZM130 80V79H129ZM153 79H151V81H152ZM220 80V79H219ZM218 80V81H219ZM226 80V79H225ZM52 81L53 80H51V83H50V85L52 84ZM127 81V80H126ZM136 82H135V84L137 83V80H135ZM157 81V80H156ZM222 81V80H221ZM261 84H264V77H261ZM122 82V81H121ZM120 82V83H121ZM139 82V81H138ZM146 82H147V80H146ZM71 83V82H70ZM119 83V84H120ZM138 84V83H137ZM147 84H151L150 83V80H149V83L147 82ZM154 84V83H153ZM50 85H49V88H50ZM141 87H143V80L140 82V84H139ZM148 85V86H149ZM157 85V84H156ZM40 86V85H39ZM52 86V85H51ZM72 86H74V85H72ZM71 86V87H72ZM124 86V90L126 89L125 88V86H126V84L125 85H123ZM131 86V85H130ZM137 86V85H136ZM140 86H138V87H140ZM147 86V87H148ZM153 86V85H152ZM158 86V85H157ZM219 86H221V85H219ZM41 87V86H40ZM44 87V86H43ZM43 87H41V88H43ZM122 87V86H121ZM259 87V86H258ZM39 88V87H38ZM118 88V87H117ZM116 88V89H117ZM123 89V88H122ZM122 89H120V90H122ZM129 89V88H128ZM135 89H137V87L135 88ZM146 89V88H145ZM264 89V88H263ZM26 90V89H25ZM39 90H41V89H39ZM137 90H139V89H137ZM136 90V91H137ZM27 91V90H26ZM33 91V90H32ZM50 91V90H49ZM127 91V90H126ZM264 91V90H263ZM43 92V91H42ZM144 92H145V90H144ZM143 92V94H145ZM260 92V91H259ZM33 93V92H32ZM37 93H40V91L38 92V90H37ZM121 93V92H120ZM124 92L122 91V94H123ZM127 93H128V91H127ZM136 93V92H135ZM141 93V92H140ZM140 93H139V95H140ZM36 95L37 94H35V98H39V95L40 94H38V96L36 97ZM136 95V94H135ZM137 95H138V93H137ZM138 95V96H139ZM256 95V94H255ZM115 96H116V94H115ZM148 96V95H147ZM258 97H260V96H258ZM261 97H262V99L260 100V103H258V105H259V107L258 108H260V109H263L264 110V93H263V96L261 95ZM144 98H145V96H144ZM30 99H31V97H30ZM30 99H28V101H30ZM113 99H114V97H113ZM136 98L134 97V99H133V101L135 100ZM258 99V98H257ZM33 100L34 101H36V103H37V100L38 99H34L33 98ZM138 100V99H137ZM27 101V102H28ZM119 101V100H118ZM126 101V100H125ZM152 101V100H151ZM26 101H25V103H27ZM123 102V101H122ZM134 102H136V101H134ZM148 102V101H147ZM146 102V103H147ZM33 104V106L35 107L36 105H34V102H32ZM35 103V104H36ZM142 103V102H141ZM152 103V102H151ZM7 104V103H6ZM112 104V103H111ZM120 104V103H119ZM149 104V103H148ZM30 105H31V103H30ZM31 105V106H32ZM39 105V104H38ZM117 105V104H116ZM122 105H124L125 106V103L124 104H122ZM134 105V104H133ZM147 105V104H146ZM253 105V104H252ZM255 105V104H254ZM253 105V106H254ZM23 106V105H22ZM27 106H28V103H27ZM148 106V105H147ZM49 107V106H48ZM52 107V106H51ZM51 107H49V108H51ZM115 107V106H114ZM113 107V109L112 110H114L115 108ZM117 107H120L119 105H117ZM123 107V106H122ZM151 107V106H150ZM257 107V106H256ZM26 108V107H25ZM36 108H39V106L37 107L36 106ZM35 108V113H34V115H32V117H31V119H30V121L28 122V125H26V126H28L30 129H31V131H30V133H33L32 132V129L35 127L34 125H35V120H36V117H37V115H38V113H39V110L38 109H36ZM124 108V107H123ZM249 108V107H248ZM253 108V107H252ZM22 109V108H21ZM118 109V108H117ZM116 109V110H117ZM135 109V108H134ZM134 109L132 110V111H134ZM139 109H141V108H139ZM138 109V110H139ZM148 109V108H147ZM256 109V108H255ZM30 110H32V108L30 109ZM247 110V109H246ZM250 110H252V109H250ZM26 111V110H25ZM24 111V112H25ZM33 111V110H32ZM104 111V110H103ZM131 111V112H132ZM31 112V111H30ZM135 112V111H134ZM136 112H137V110H136ZM135 112V113H136ZM147 112V111H146ZM251 112V111H250ZM23 113V112H22ZM21 113V114H22ZM26 113V112H25ZM28 113H29V111H28ZM53 113V112H52ZM111 114H112V112H110ZM123 113V111L121 112V113H119L120 115ZM139 113H140V111H139ZM245 113H247V112H245ZM47 114V113H46ZM51 114V113H50ZM128 114H129V111H128ZM224 114V113H223ZM252 114V113H251ZM250 113H249V115H251ZM255 114V113H254ZM27 115V114H26ZM44 115V113L42 114V117H44L43 116ZM55 115V114H54ZM58 115V113L56 114V116ZM115 115V114H114ZM133 115V114H132ZM136 115V114H135ZM139 115V114H138ZM141 115V114H140ZM147 115V114H146ZM150 115V114H149ZM248 115V116H249ZM262 115V114H261ZM21 116V115H20ZM30 116V115H29ZM112 116V115H111ZM110 116V117H111ZM123 116V115H122ZM131 116V115H130ZM148 116V115H147ZM224 116V115H223ZM222 116V117H223ZM259 116H260V114H259ZM17 117V116H16ZM27 118H28V116H26ZM25 117V118H26ZM40 117V116H39ZM42 117H40V118H42ZM60 117V119H59V121H58V123H56L57 122V118H59ZM139 117V116H138ZM258 117V116H257ZM45 118V117H44ZM112 118H113V116H112ZM111 118V119H112ZM115 118V117H114ZM113 118V119H114ZM118 118H119V116H118ZM238 118V117H237ZM251 118V117H250ZM259 118V117H258ZM21 119V118H20ZM49 119V118H48ZM116 119H117V113H116ZM137 121H136V120ZM224 119V118H223ZM243 119V118H242ZM248 119V118H247ZM47 120V119H46ZM45 120V121H46ZM110 120V119H109ZM115 120V119H114ZM141 120V119H140ZM149 120V119H148ZM257 120V119H256ZM256 120H254V121H256ZM23 121H24V119H23ZM22 121V122H23ZM25 121L27 122V120L25 119ZM116 121H118V120H116ZM116 121H114V123L115 124H117V122ZM245 121H248V120H245ZM259 121V120H258ZM260 121H261V118H260ZM264 121V120H263ZM26 122H24L23 124H25ZM149 122V121H148ZM46 123V122H45ZM108 123V122H107ZM151 123H152V121H151ZM240 123H241V121H240ZM264 123V122H263ZM27 124V123H26ZM51 124V123H50ZM119 124V123H118ZM147 124H149V123H147ZM237 124V123H236ZM253 124V122L251 123V125ZM107 125V124H106ZM251 125H250V128L249 129H251ZM255 125L257 126V122L255 123ZM113 126V127H112ZM150 126V125H149ZM243 126V125H242ZM36 127H38V126H36ZM254 127V126H253ZM262 127H264L263 126V124H262ZM14 128V127H13ZM23 128V127H22ZM27 128V127H26ZM39 128V130H37L36 128H34L35 130H37L38 132H34V133H39V131H40V127H38ZM45 128V124H44V126H42V129H44ZM150 128V127H149ZM243 128V127H242ZM256 128V127H255ZM16 129V128H15ZM248 129V130H249ZM254 129V128H253ZM262 129H264V128H262ZM261 129V130H262ZM26 130V129H25ZM150 130V129H149ZM248 130H244V128L241 130V133H243L244 131H248ZM22 131H24V130H22ZM44 131V130H43ZM43 131L41 132V134L43 133ZM126 131V132H125ZM234 131H236V130H234L233 129V133H234ZM16 132V131H15ZM26 132V131H25ZM152 132V131H151ZM150 132V133H151ZM240 132V131H239ZM24 133V132H23ZM154 133V132H153ZM247 133V132H246ZM18 134V133H17ZM22 134V133H21ZM27 134V133H26ZM35 134V135H36ZM41 134H40V136H41ZM156 134V133H155ZM158 134V133H157ZM156 134V135H157ZM230 134V133H229ZM247 134H249V133H247ZM13 135V134H12ZM18 135H20V132H19V134ZM18 135H17V137H18ZM30 135H32V134H30ZM34 135V136H35ZM39 135V134H38ZM37 135V136H38ZM148 135V134H147ZM149 135H151V134H149ZM148 135V136H149ZM159 135V134H158ZM225 135V134H224ZM239 135V134H238ZM245 135V134H244ZM28 136V135H27ZM43 136V137H44ZM239 136H241V134L239 135ZM13 137V136H12ZM19 137H21V136H19ZM31 137V136H30ZM29 138V137H28ZM28 138H27V140H28ZM32 138V137H31ZM35 138V137H34ZM33 138V139H34ZM38 138V137H37ZM42 138V137H41ZM158 138V136L154 139V137L152 136V140L154 139V140H156ZM160 138V137H159ZM14 139V138H13ZM43 139V138H42ZM41 139V141L43 142V140ZM244 139H246V144H247V147H245L246 149H244V152H245V154H244V156H245V158H247V159H249V163L246 161V167L244 166V168H243V166H242V169L240 170V172L237 174V177H238V179L234 182V185H232V186H235V190H236V194H239V191L241 192L242 190H243V193H245L244 195L246 196H244L245 198H244V202H243V207H242V209L244 208V213H245V215L247 216V218H249L250 220L252 219L253 220V218L255 219V216H257L256 214H257V210H259V206L261 205L260 203H258V206H257V204H256V202H257V195H258V193H259V190L261 191V187H259V186H257L258 185V182H259V178H257V162L260 160V158L263 156V153H264V131L263 132H256V133H252V135H250V136H248V137H244ZM21 143H23V142H25V145H26V138L24 137L23 138V134H22V137L20 138V139H18ZM18 140H16V142L18 141ZM32 140V139H31ZM40 140V139H39ZM151 139H150V141H152ZM153 140V141H154ZM34 141V140H33ZM32 141V144L36 141H34L33 142ZM149 141V140H148ZM152 141V142H153ZM157 141V140H156ZM155 141V142H156ZM160 141V140H159ZM239 141V140H238ZM14 142V141H13ZM30 142V141H29ZM40 142V141H39ZM42 142L41 143H38V141L37 142H35V143H38V144H40V146H39V148L40 149H42L41 148V145H42ZM154 142V145L156 144ZM27 143H28V141H27ZM46 143V142H45ZM46 143V144H47ZM14 144V143H13ZM12 144V145H13ZM44 144V143H43ZM148 144H149V142H148ZM158 144V143H157ZM156 144V145H157ZM24 145V146H25ZM37 145V144H36ZM36 145H35V147H36ZM151 145V144H150ZM154 145H153V147H154ZM16 146V145H15ZM21 146H23V145H21ZM29 146H30V143H29ZM33 146V145H32ZM38 146V145H37ZM148 146V145H147ZM244 146H245V144H244ZM5 147H6V145H5ZM5 147H4V149H5ZM34 147V148H35ZM159 147V146H158ZM25 148V147H24ZM27 148V147H26ZM30 148V147H29ZM28 148V149H29ZM33 148V147H32ZM152 148V147H151ZM150 148V149H151ZM157 148V147H156ZM162 148V147H161ZM23 149V148H22ZM27 149V150H28ZM37 149H38V147H37ZM40 149H38V151L37 152H40L41 153V151H40ZM150 149H149V151H150ZM14 150V149H13ZM20 150V149H19ZM32 150V152H33V149H31ZM31 150H29V152L31 151ZM148 150V149H147ZM159 150V149H158ZM233 150V149H232ZM5 152H6V150H4ZM21 151H23V150H21ZM35 152H36V150H34ZM43 152H44V150H42ZM49 151V150H48ZM152 151V150H151ZM24 152V151H23ZM28 152V153H29ZM155 152V151H154ZM227 152V151H226ZM25 153H26V151H25ZM27 153V154H28ZM156 153V152H155ZM231 153V152H230ZM5 154V153H4ZM4 154H3V157H4ZM19 154H21L20 152H19ZM24 154V153H23ZM30 154V153H29ZM28 154V155H29ZM33 154H34V152H33ZM42 154V153H41ZM52 154V153H51ZM232 154V153H231ZM236 154V153H235ZM242 154V155H243ZM6 155V154H5ZM8 155V154H7ZM10 155V154H9ZM14 154H13V152H12V154H11V156H13ZM34 155H37V154H34ZM124 155V157H122ZM27 156V155H26ZM26 156H25V159H26ZM38 156H40V155H38ZM37 156V157H38ZM154 157H155V155H153ZM158 156V155H157ZM29 157H32V156H28V158ZM50 157V156H49ZM141 157H143V156H141ZM140 157V158H141ZM146 157V156H145ZM150 157H152V156H150ZM6 158V157H5ZM12 158V157H11ZM18 158V157H17ZM19 158H20V156H19ZM27 158V159H28ZM33 158H34V156H33ZM123 158V159H122ZM131 159V161H133L132 163L131 162H129L128 164L130 165V163H131V168H129L130 169V173H131V178H130V180H128V176L130 175H128L127 176V174H128V169H126V163H125V161H127L126 159ZM139 158V159H140ZM13 159V158H12ZM24 159V160H25ZM41 159H42V155H41ZM142 159V158H141ZM141 159H140V161H141ZM156 159V158H155ZM155 159H153V161L155 160ZM229 159H231V157L229 158ZM11 160V159H10ZM21 160H23V159H21ZM20 160V161H21ZM125 160V161H124ZM147 160V159H146ZM161 160V159H160ZM17 161H18V159H17ZM32 160L30 159V161H29V163L31 162ZM139 161V162H140ZM145 161V160H144ZM143 161V163H146V161L144 162ZM231 161V160H230ZM6 162V161H5ZM142 162V161H141ZM149 163H150V161H148ZM156 162V161H155ZM157 162H160L158 159H157ZM11 163V162H10ZM12 163H13V166H12V169H13V167H14V162L12 161ZM25 163V162H24ZM154 163V162H153ZM5 164V163H4ZM26 164V163H25ZM127 164V165H128ZM160 164H161V162H160ZM231 164V163H230ZM2 165V164H1ZM20 166H22L21 164H19ZM29 166H30V164H28ZM128 165V166H129ZM138 165V164H137ZM144 165V164H143ZM151 165V164H150ZM153 165L154 164H152V167H153ZM243 165H244V163H243ZM19 166V169H21L22 167H20ZM25 166H27V165H25ZM140 166H141V163H140ZM144 166H147L146 164L144 165ZM155 166H157L156 164H155ZM233 166V165H232ZM5 167V166H4ZM8 167V166H7ZM17 167H18V164H17ZM148 167V166H147ZM151 167V166H150ZM150 167H148V170L150 169L151 170V168ZM161 167V166H160ZM159 166H157V168H160ZM11 168V167H10ZM10 168H8L9 170H10ZM24 168V167H23ZM41 168V167H40ZM140 168V167H139ZM145 168V167H144ZM143 167H142V169H144ZM1 169H2V167H1ZM155 169V168H154ZM227 169V168H226ZM16 170V169H15ZM18 170V169H17ZM22 170V169H21ZM24 170V169H23ZM38 170H40V169H38ZM145 170V169H144ZM157 170V169H156ZM159 170V169H158ZM232 170V169H231ZM233 170H234V168H233ZM6 171V170H5ZM155 171V170H154ZM228 171V170H227ZM18 172V174H19V170L17 171ZM20 172H22V171H20ZM39 172V171H38ZM140 172V171H139ZM141 172H143V170L141 171ZM151 172V171H150ZM153 172V171H152ZM160 172V171H159ZM259 172V171H258ZM2 173V171L0 172V174ZM12 173V172H11ZM157 173V172H156ZM156 173H155V175L154 176H156ZM222 173V172H221ZM36 174H37V172H36ZM39 174V173H38ZM140 174V173H139ZM142 174V173H141ZM9 176V175H8ZM13 176V175H12ZM151 176H152V174H151ZM234 176V175H233ZM259 176H260V174H259ZM258 176V177H259ZM16 177V176H15ZM19 177V176H18ZM153 177V176H152ZM229 177H231L230 176V174H229ZM141 178V177H140ZM144 179V178H143ZM150 179H151V177H150ZM154 179H155V177H154ZM160 179V178H159ZM223 179V178H222ZM264 179V178H263ZM19 180H21V181H19ZM139 181H140V179H138ZM156 180L157 179H155V182H156ZM224 180V179H223ZM150 181V180H149ZM226 181V180H225ZM231 181V180H230ZM261 181V180H260ZM154 182V183H155ZM217 182V181H216ZM24 183V182H23ZM22 183V184H23ZM34 183H35V181H34ZM33 183V184H34ZM140 183V182H139ZM138 183V184H139ZM222 183V182H221ZM225 183L226 182H223L222 183V187L225 185ZM230 183V182H229ZM261 183L263 184V182L261 181ZM260 183V184H261ZM20 184V185H19ZM30 184V183H29ZM151 184V183H150ZM220 184V183H219ZM227 184H228V182H227ZM231 184H233V183H231ZM140 185V184H139ZM154 184H152L151 185V187L153 186ZM158 185H159V183H158ZM23 186V185H22ZM22 186H21V188H22ZM220 186V185H219ZM229 186V185H228ZM231 186V185H230ZM231 186V187H232ZM34 187V186H33ZM215 187V186H214ZM221 187V188H222ZM24 188V187H23ZM150 188V187H149ZM153 188V187H152ZM156 188V187H155ZM217 188V187H216ZM232 188H234V187H232ZM264 188V187H263ZM20 189V188H19ZM118 189V190H117ZM135 189H137V188H135ZM134 189V190H135ZM224 189V188H223ZM242 189V190H241ZM155 190V189H154ZM232 190V189H231ZM264 189H262V191H263ZM106 191V190H105ZM135 191H137V190H135ZM139 191V190H138ZM217 191V190H216ZM21 192L22 191H20V194H21ZM102 192L103 193H101V194H104L105 192L102 190ZM154 191H152V193H153ZM158 193H159V191H157ZM214 192V191H213ZM0 193V194H1ZM145 193H147V192H145ZM155 193V192H154ZM154 193H153V195H154ZM158 193H156V194H158ZM24 194V193H23ZM23 194H21V195H23ZM137 194V193H136ZM139 194V193H138ZM261 194H262V192H261ZM21 195H20V197H21ZM105 195V194H104ZM105 196H107V195H105ZM161 196V195H160ZM235 196H237V195H235ZM259 196H261V195H259ZM10 197H13V199L12 200H10L9 198ZM25 194H24V196H23V199L25 200ZM111 197H112V195H111ZM114 197V196H113ZM151 197V196H150ZM213 197V196H212ZM19 198V197H18ZM102 198H103V196H102ZM102 198H100V199H102ZM138 198H139V196H138ZM154 198H157L156 196L154 197ZM154 198H153V201H154ZM160 198V197H159ZM241 198V197H240ZM262 198H263V196H262ZM7 199H9V200H7ZM22 199V198H21ZM99 199V200H100ZM109 199H111V198H109ZM120 199H118V201L120 200ZM168 199V198H167ZM211 199V198H210ZM243 199V198H242ZM261 198H259V200H260ZM6 200H7V202H6ZM23 200V201H24ZM94 200V199H93ZM103 200V199H102ZM125 200V199H124ZM149 200H151V199H149ZM158 200H161V198L160 199H158ZM166 200V199H165ZM3 201L4 202H6L5 203V205L3 206H1V204H3ZM17 201H18V199H17ZM22 201V202H23ZM109 201V200H108ZM111 201H113V200H110L109 202H110V204H111ZM127 201V200H126ZM213 201V200H212ZM261 201H263V200H261ZM25 202H26V200H25ZM147 202V201H146ZM152 202V201H151ZM151 202H149L150 204H151ZM159 203H160V201H158ZM260 202V201H259ZM113 203V202H112ZM119 203V202H118ZM117 203V204H118ZM157 203V202H156ZM156 203H155V205H156ZM162 203V202H161ZM165 203H168V202H165ZM165 203H162V205H164ZM115 204V203H114ZM126 204V203H125ZM148 204V203H147ZM169 204H170V202H169ZM175 204V203H174ZM238 204H240V203H238ZM242 204V203H241ZM260 204V205H259ZM112 205V204H111ZM116 205V204H115ZM122 205H124L123 203H122ZM121 205V207H122V213H124L123 211V206ZM134 205V204H133ZM154 205V206H155ZM159 205V204H158ZM166 205H168V204H166ZM26 206V207H27ZM230 206V205H229ZM242 206V205H241ZM262 207H263V204L261 205ZM111 207V206H110ZM112 207H113V205H112ZM120 207V206H119ZM120 207V208H121ZM145 207V206H144ZM156 207V206H155ZM157 207H159V206H157ZM161 207V206H160ZM163 207V206H162ZM168 206H166V208H167ZM174 207V206H173ZM175 207H176V205H175ZM174 207V208H175ZM177 207H178V205H177ZM239 207V206H238ZM237 207V208H238ZM117 208H118V206H117ZM134 208V207H133ZM150 208V207H149ZM158 209V208H157ZM162 209V208H161ZM241 209V210H242ZM112 210V209H111ZM114 210H116V209H114ZM127 210V209H126ZM126 210H125V212H126ZM129 210V209H128ZM152 210H153V208H152ZM154 210H155V208H154ZM166 210V209H165ZM169 210V209H168ZM176 210V209H175ZM178 210V209H177ZM263 210V209H262ZM117 211H119V210H117ZM116 211V212H117ZM130 211H132V210H130ZM167 211V210H166ZM165 211V212H166ZM205 211V210H204ZM99 212H102V214H104V219H103V221H102V227H103V231H105V235H104V232H102V235H104V236H102L101 238L99 237L98 239H96L98 236L96 235L95 237L94 236H92V237H87V235L89 234H91V233H89L88 231L89 230H91L92 229V225H94V223L92 224L91 222H93L94 221V219L93 220H91L94 216L96 217V215L99 213ZM158 212V214L159 215H161L160 213L162 212L163 213V211H161L160 209H158L157 211H156V213ZM169 212H171V210L169 211ZM175 212H177V211H174V213ZM115 213V212H114ZM113 213V214H114ZM127 213V212H126ZM154 213V212H153ZM242 213V212H241ZM262 213V212H261ZM101 214V215H102ZM131 214V213H130ZM166 214V213H165ZM171 214H172V212H171ZM170 214V215H171ZM176 214V213H175ZM175 214H173V216L175 215ZM215 214H218V213H215ZM227 214V213H226ZM259 214V213H258ZM98 215H100V214H98ZM121 215V214H120ZM123 215V214H122ZM126 215V214H125ZM128 215V214H127ZM134 215V214H133ZM238 215H240V214H238ZM162 216H164L163 214H162ZM161 216V217H162ZM169 216V215H168ZM260 216V215H259ZM90 218L91 217V219H88V220H91L90 221V224H92L91 225V228L90 229H88V228H86L85 227V224H86V222L88 223V221H87V218ZM115 217H117L116 215H115ZM120 217H122V216H120ZM127 217V216H126ZM156 217V216H155ZM160 217V218H161ZM224 217V216H223ZM263 217V216H262ZM128 218V217H127ZM126 218V219H127ZM130 218V217H129ZM150 218H151V216H150ZM180 218V217H179ZM257 218V217H256ZM96 219H99V218H96ZM124 219V218H123ZM125 219V220H126ZM99 220H101V218L99 219ZM99 220H97V221H99ZM130 220V219H129ZM167 220V219H166ZM239 220V219H238ZM251 220V221H252ZM258 220H259V218H258ZM257 220V221H258ZM97 221H95V222H97ZM253 221H255V220H253ZM16 222V223H15ZM17 222H19V224H18V227L17 226H15V228H17L16 229V231H15V229H14V225H17ZM214 222V221H213ZM191 223V222H190ZM208 223V222H207ZM249 223V222H248ZM253 223V222H252ZM252 223H251V225H252ZM149 224V223H148ZM219 224V223H218ZM254 224V223H253ZM256 224V223H255ZM263 224V223H262ZM100 225V224H99ZM129 225V224H128ZM209 225V224H208ZM243 225V224H242ZM87 226V225H86ZM90 226V225H89ZM132 226V225H131ZM150 226V225H149ZM152 226H153V224H152ZM189 226V225H188ZM261 226V225H260ZM151 227V226H150ZM190 227H191V225H190ZM220 227V226H219ZM222 227V226H221ZM243 227V226H242ZM255 227V226H254ZM257 227V226H256ZM94 228V227H93ZM134 228V227H133ZM253 228V227H252ZM88 230L87 232H88V234L85 236L86 238H85V240L83 241V240H80L79 239V236H78V234H79V231L80 230ZM148 229V228H147ZM156 229H157V226L155 227V230H151V232H150V239L149 240H147L144 244H142V245H144V248H145V250H144V252H145V254H146V256H147V254L150 256V254H153V252H156L157 250V243L160 241V240H162L161 238H160V240L159 241H156V239L159 237H156V239L154 240V238H153V236L155 235H153V231H154V233L156 232ZM174 229V228H173ZM205 229V228H204ZM203 229V230H204ZM234 229V228H233ZM237 229V228H236ZM248 229V228H247ZM255 229V228H254ZM97 230V229H96ZM146 230V229H145ZM150 230V229H149ZM219 230V229H218ZM18 231H19V237H18ZM91 231H93V230H91ZM90 231V232H91ZM159 231H160V229H159ZM158 231V232H159ZM206 231V230H205ZM253 231H255V230H253ZM259 231H260V229H259ZM149 232V231H148ZM162 232V231H161ZM167 232V231H166ZM165 232V233H166ZM174 232V231H173ZM210 232V231H209ZM214 232V231H213ZM217 232V231H216ZM80 233H82V231L80 232ZM129 233H130V231H129ZM146 234H148L147 232H145ZM176 233V232H175ZM235 233V232H234ZM233 233V234H234ZM254 233V232H253ZM259 233V232H258ZM101 234V233H100ZM126 234V235H125ZM145 234V235H146ZM191 234H192V232H191ZM231 234V233H230ZM83 235V234H82ZM81 235V236H82ZM132 235V234H131ZM158 235V234H157ZM159 235H160V233H159ZM202 235V234H201ZM200 235V236H201ZM249 235V234H248ZM254 235V234H253ZM172 236V235H171ZM170 236V237H171ZM256 236V235H255ZM83 237V236H82ZM132 236H130V238H131ZM146 237H147V235H146ZM145 237V239H147ZM163 237H164V235H163ZM192 237V236H191ZM225 237V236H224ZM234 237V236H233ZM18 238H19V240H18ZM130 238H128V240L130 239ZM232 238V237H231ZM249 238V237H248ZM255 238V237H254ZM205 239H206V237H205ZM225 239V238H224ZM236 239V238H235ZM255 239H257V238H255ZM0 240V241H1ZM165 240V239H164ZM170 240H172V239H170ZM169 240V241H170ZM228 240V239H227ZM251 241H252V239H250ZM250 240H249V242H248V244H247V248H248V251H247V253L249 254V252L252 250L251 248H252V246L249 244L250 243ZM20 241V242H19ZM116 241V242H115ZM131 241V240H130ZM225 241V240H224ZM245 241V240H244ZM121 242V241H120ZM162 243L164 242V241H161ZM171 242V241H170ZM226 242V241H225ZM236 242V241H235ZM255 242V241H254ZM143 243V242H142ZM166 243V242H165ZM172 243V242H171ZM201 243V242H200ZM213 243V242H212ZM258 243V242H257ZM128 244H129V241H128V243H126V245L128 246ZM159 244V243H158ZM170 244V243H169ZM230 244V243H229ZM235 244V243H234ZM252 244V243H251ZM21 245H24L23 247H25V244H21ZM30 245L28 246V245H26V247L28 246V247H30ZM110 245V246H109ZM162 245H164L165 246V244H162ZM167 245V244H166ZM172 245V244H171ZM224 245H226V243L224 244ZM223 245V246H224ZM231 245V244H230ZM254 245V244H253ZM256 245V244H255ZM254 245V246H255ZM1 246V245H0ZM125 246V245H124ZM126 246V247H127ZM160 246H161V244H160ZM164 246H161V249H162V247H164ZM174 246V245H173ZM203 246V245H202ZM6 247V246H5ZM19 247H22V246H19ZM18 247V248H19ZM139 247H141V246H139ZM239 247V246H238ZM243 247V246H242ZM128 248V247H127ZM127 248H125L124 249V251L123 252H127ZM171 248V247H170ZM223 248V247H222ZM258 248V247H257ZM1 249V248H0ZM16 249V250H15ZM22 249V248H21ZM20 249V251L19 252H22V250L24 251V249H22L21 250ZM34 249H32V250H34ZM120 249H121V247H120ZM166 251H167V249L166 248H164ZM177 249V248H176ZM233 249V248H232ZM238 249V248H237ZM19 250V249H18ZM25 250L27 251V250H29V248H25ZM159 250V249H158ZM164 250V251H165ZM169 250V249H168ZM179 250V249H178ZM204 250V249H203ZM53 251H55V250H53ZM52 251V252H53ZM81 251V252H80ZM88 251V250H87ZM100 251V250H99ZM98 251V252H99ZM122 251V250H121ZM140 251V250H139ZM142 251V250H141ZM170 251H172V249L170 250ZM201 251V250H200ZM223 251V250H222ZM234 251V250H233ZM240 251V250H239ZM28 252V251H27ZM26 252V254H28V253H33V251H29L28 253ZM59 252V251H58ZM90 253H91V251H89ZM97 252V253H98ZM119 251H117V253H118ZM159 252V251H158ZM232 252V251H231ZM243 252H244V249H243ZM24 253H25V251H24ZM46 253H47V251H46ZM124 253V254H125ZM129 252H127V254H128ZM160 253V252H159ZM162 254H164L163 252H161ZM167 253V252H166ZM258 253V252H257ZM23 254V253H22ZM89 254V253H88ZM113 254V255H112ZM123 254V253H122ZM123 254V257L125 258V259H127V257H129V256H127L126 257V254L124 255ZM168 254V253H167ZM227 254V253H226ZM245 254V253H244ZM36 255V254H35ZM52 255V254H51ZM58 255V254H57ZM86 255H87V253H86ZM91 255V254H90ZM119 255H120V253H119ZM129 255V254H128ZM141 255H143V254H141ZM156 255V254H155ZM28 256H32L33 257V254H29ZM27 256V257H28ZM40 256V257H41ZM69 256H70V258H69ZM97 256V255H96ZM156 256H158V255H156ZM164 256V255H163ZM165 256L167 257V255L165 254ZM164 256V257H165ZM223 256H225V254H223ZM227 256V255H226ZM232 256V255H231ZM51 257V256H50ZM49 257V258H50ZM55 257V256H54ZM59 257V256H58ZM60 257V258H61ZM87 257V256H86ZM133 257V256H132ZM135 257H137V256H135ZM142 257L143 256H140L139 257V259H138V261H135V264H141L140 263V261L142 260ZM151 257H153V256H151ZM160 257H161V255H160ZM38 258V257H37ZM44 258V257H43ZM88 258V257H87ZM90 258L91 257H89V260H88V262H90L91 260H90ZM100 258V257H99ZM102 258V259H103ZM221 258H222V256H221ZM241 258V257H240ZM29 259V258H28ZM30 259H31V257H30ZM51 259V258H50ZM63 259V260H64ZM68 259V260H67ZM77 259H79V257L77 258ZM81 259V258H80ZM83 259V258H82ZM81 259V260H82ZM86 259V258H85ZM115 259V258H114ZM125 259H123V261L124 262H126V260ZM133 259V258H132ZM144 259H146V258H144ZM152 259V258H151ZM162 257H161V261H162ZM175 259V258H174ZM223 259V258H222ZM230 259V258H229ZM31 260H33V258L31 259ZM31 260H29L30 262H33V261H31ZM41 263H44L43 262V259H42V257H41ZM57 260V258L55 259V261ZM58 260H60V259H58ZM81 260H79L80 262H81ZM84 260V259H83ZM104 260H102V263H104L105 261ZM113 260V259H112ZM111 260V261H112ZM116 260H118V257L116 258ZM127 260H129V258L127 259ZM136 260V259H135ZM149 260H150V258H149ZM160 260V259H159ZM221 260V259H220ZM241 260V259H240ZM35 261V260H34ZM50 260H48V263L50 264V262H49ZM52 261V260H51ZM54 261V260H53ZM53 261H52V263H53ZM62 261V260H61ZM61 261H59V262H61ZM98 261H99V259H98ZM97 261V262H98ZM100 261H101V258H100ZM134 261V260H133ZM146 261V260H145ZM152 261V260H151ZM252 261H253V259H252ZM24 262V263H25ZM75 262V261H74ZM78 262V261H77ZM87 262V260L85 261V263ZM87 262V263H88ZM121 263H122V261H120ZM130 262H132V261H130ZM142 262V261H141ZM245 262V261H244ZM35 263V262H34ZM61 263H63V261L61 262ZM60 263V264H61ZM83 263H84V261H83ZM86 263V264H87ZM110 263V262H109ZM112 263H113V261H112ZM147 264H148V261L146 262ZM159 263V262H158ZM166 263V262H165ZM219 263H220V261H219ZM27 264V263H26ZM29 264V263H28ZM30 264H32V263H30ZM54 264H56V262H54ZM57 264H59V263H57ZM76 264V263H75ZM78 264H80L79 262H78ZM98 264H99V262H98ZM113 264H115V263H113ZM117 264H120L119 262L117 263ZM122 264H124V263H122ZM125 264H127V262L125 263ZM128 264H129V262H128ZM131 264V263H130ZM132 264H134V263H132ZM249 264V263H248Z\"/></svg>",
    "mask_w": 264,
    "mask_h": 264
}]
</instances>
